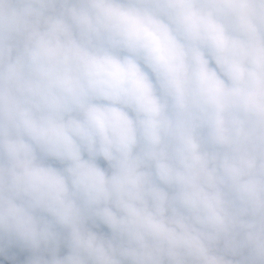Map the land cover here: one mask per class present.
I'll list each match as a JSON object with an SVG mask.
<instances>
[{
    "label": "clouds",
    "instance_id": "1",
    "mask_svg": "<svg viewBox=\"0 0 264 264\" xmlns=\"http://www.w3.org/2000/svg\"><path fill=\"white\" fill-rule=\"evenodd\" d=\"M0 264H264V0H0Z\"/></svg>",
    "mask_w": 264,
    "mask_h": 264
}]
</instances>
